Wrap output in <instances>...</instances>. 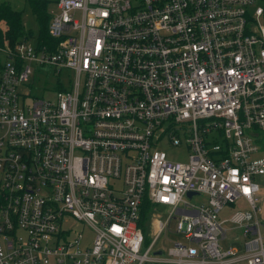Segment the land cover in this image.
<instances>
[{
    "label": "built area",
    "instance_id": "1",
    "mask_svg": "<svg viewBox=\"0 0 264 264\" xmlns=\"http://www.w3.org/2000/svg\"><path fill=\"white\" fill-rule=\"evenodd\" d=\"M56 1L52 43L0 46V264H264V0ZM34 62L71 70L55 97L20 92Z\"/></svg>",
    "mask_w": 264,
    "mask_h": 264
},
{
    "label": "rangeland",
    "instance_id": "2",
    "mask_svg": "<svg viewBox=\"0 0 264 264\" xmlns=\"http://www.w3.org/2000/svg\"><path fill=\"white\" fill-rule=\"evenodd\" d=\"M7 1L11 3L13 8L19 9L23 11V24L25 33L28 34L27 41L31 44H36L39 38V29L40 23L37 19L35 12L33 11L28 0H0ZM48 2V12L50 14L56 12L58 10V5L56 0H46ZM260 22L264 24V14L259 18ZM6 59L5 53L0 50V63H2ZM34 72L31 74L28 81L22 83L19 86L20 92L24 93L25 91H30L32 96H48L55 97L57 88L59 87L58 80H61L65 85L70 80L68 75L70 74V69H63L62 73L59 74L54 69L51 64H36L33 63ZM33 98V97H32ZM258 136L256 142L260 147L258 155L264 156V131L257 130ZM256 138V137H255ZM160 149L165 150L169 157L180 160V161H188L189 160V148L185 142L180 144H174L171 142L168 136H165L161 139L159 146ZM205 195H194L191 198V201L199 202L205 200ZM231 205V204H229ZM226 205L224 208L225 211L232 209L231 206ZM225 212L220 213V217L225 215ZM167 219L168 212H166V208L161 206L146 219V231L151 232L153 229V222L156 219ZM178 221L177 219H173L159 236L156 241V247H164L168 248L174 245L175 241L184 240L183 234L178 232ZM240 232V229H234L233 234ZM262 231H264V225H262ZM232 235V234H231ZM238 241H234V244H237Z\"/></svg>",
    "mask_w": 264,
    "mask_h": 264
},
{
    "label": "trees",
    "instance_id": "3",
    "mask_svg": "<svg viewBox=\"0 0 264 264\" xmlns=\"http://www.w3.org/2000/svg\"><path fill=\"white\" fill-rule=\"evenodd\" d=\"M40 23L38 42L52 43L54 40L49 33L51 15L48 12L46 0H28ZM23 24V11L13 8L11 3L0 1V46L7 43L14 45L21 39L27 38ZM1 67V63H0Z\"/></svg>",
    "mask_w": 264,
    "mask_h": 264
},
{
    "label": "crops",
    "instance_id": "4",
    "mask_svg": "<svg viewBox=\"0 0 264 264\" xmlns=\"http://www.w3.org/2000/svg\"><path fill=\"white\" fill-rule=\"evenodd\" d=\"M257 180L259 181L260 187H261V191H260V196H261V198H260V205H261L260 218H261L262 223L264 224V178L257 177ZM245 205H246L245 201L241 200V201H238L232 205H229L232 207V209H230V210L225 211L224 210L225 208L222 209V211L226 213L222 217H220V215H219L220 220H223L222 226L225 229L224 234L220 237V245L223 248L233 247L238 252H240L244 249V245L242 242L243 241L242 229L240 227H238L236 224H234L233 222H231L227 218L230 216V214L237 207H241V206H245ZM234 229H240V232L238 231V233L233 234ZM234 241H238V243L234 244Z\"/></svg>",
    "mask_w": 264,
    "mask_h": 264
},
{
    "label": "water",
    "instance_id": "5",
    "mask_svg": "<svg viewBox=\"0 0 264 264\" xmlns=\"http://www.w3.org/2000/svg\"><path fill=\"white\" fill-rule=\"evenodd\" d=\"M192 193H193L192 191H189V192H188V195L190 196V195H192ZM158 252H159V253H162L163 251H162V250H159Z\"/></svg>",
    "mask_w": 264,
    "mask_h": 264
}]
</instances>
